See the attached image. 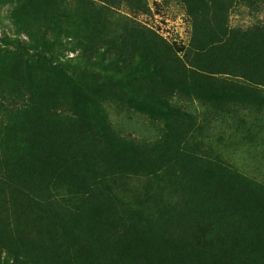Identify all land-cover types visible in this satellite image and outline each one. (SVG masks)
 <instances>
[{
  "label": "trees",
  "instance_id": "trees-1",
  "mask_svg": "<svg viewBox=\"0 0 264 264\" xmlns=\"http://www.w3.org/2000/svg\"><path fill=\"white\" fill-rule=\"evenodd\" d=\"M179 1L192 25L183 56L120 11L144 13V0H0L12 4L18 35L16 51L0 56V90L16 83L22 91L10 105L0 99V158L11 190L0 211V264H264V186L214 166L203 177L181 175L183 205L172 198L173 209L164 213L124 216L113 200L108 209L107 197L90 196L60 235L73 198L55 192L49 168L81 161L74 153L89 146L90 123L104 131V102L147 107L184 124L179 116H191L171 102L176 91L218 109L248 97L264 102V32L228 22L236 4L256 0ZM59 98L74 102L66 118ZM177 132L166 153L193 167L199 158L181 152L186 132Z\"/></svg>",
  "mask_w": 264,
  "mask_h": 264
},
{
  "label": "rangeland",
  "instance_id": "rangeland-1",
  "mask_svg": "<svg viewBox=\"0 0 264 264\" xmlns=\"http://www.w3.org/2000/svg\"><path fill=\"white\" fill-rule=\"evenodd\" d=\"M144 2V13L127 6H123L120 11L155 30L172 46L176 54L183 56L192 35L191 21L184 6L179 0ZM12 7V4L0 6L2 57L16 51L14 42L18 35L10 19ZM228 22L229 26L236 30L264 32V0H256L251 5L236 4L229 13ZM5 37H10L13 43L5 46L2 41ZM22 38L26 39L24 35ZM71 55L73 53H70ZM9 86V89L0 90V99L7 105L14 103L15 99L19 100L22 92L16 87V83ZM259 87L264 95V86ZM179 93L176 91L170 96L171 102L191 116L186 119H183L185 116H179L180 121L187 124L174 123L173 120L176 119L168 121L165 115L156 116L147 107L121 105L117 99L104 102V131L98 130L94 123H90L92 132L88 133L89 146L83 149L80 155L74 153L81 161L72 164L71 161L63 159L54 168H49L50 175L54 173L53 184L57 183L55 192L67 193L72 196L71 200L73 198V205L70 206L73 215L69 213L59 222L61 238L66 237L67 228L71 227L75 220L74 215L80 214L83 203L90 196H93L96 202L104 196L107 197L108 209L111 208L110 201L113 200L117 205L114 209L124 216L130 210V215H134L138 210L147 215L151 208L154 213L162 208L161 213H164L173 209L172 198L177 201L182 198L180 203L183 205V197L180 195L188 192V189L187 184L179 179L181 175H186L188 179H191L192 175L203 177L205 172L210 171L208 167L212 166L241 174L248 180L264 186V102L248 97L224 102L225 105L218 109L203 105L193 95L189 98L186 94ZM5 96L7 99L3 98ZM55 104L60 113H63V118L72 113L73 101L63 102L59 98ZM178 129L186 132L183 139H180L181 152L199 158L191 162L193 167H189L188 162H178V157L172 159V154L166 153L176 134H179ZM17 138L15 133V136L9 139L10 142L13 141L12 145ZM56 142L61 146L60 140ZM59 152L65 153L66 158L72 155L65 147H60ZM75 158L72 161L75 162ZM0 182V211H3L9 206L7 194H11V190L6 182L1 158ZM148 219L150 221V217ZM232 222L238 224L239 220L232 219ZM255 240H260V236Z\"/></svg>",
  "mask_w": 264,
  "mask_h": 264
}]
</instances>
